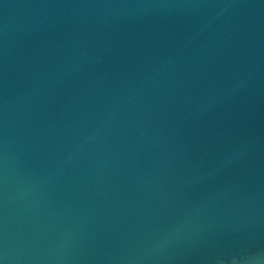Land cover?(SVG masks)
<instances>
[{
    "label": "water",
    "instance_id": "obj_1",
    "mask_svg": "<svg viewBox=\"0 0 264 264\" xmlns=\"http://www.w3.org/2000/svg\"><path fill=\"white\" fill-rule=\"evenodd\" d=\"M0 264H264V0H0Z\"/></svg>",
    "mask_w": 264,
    "mask_h": 264
}]
</instances>
